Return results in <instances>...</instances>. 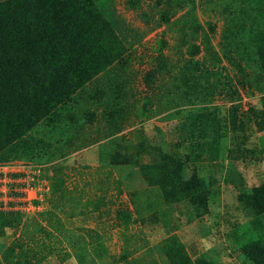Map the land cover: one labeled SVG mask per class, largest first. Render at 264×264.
<instances>
[{"label":"trees","instance_id":"1","mask_svg":"<svg viewBox=\"0 0 264 264\" xmlns=\"http://www.w3.org/2000/svg\"><path fill=\"white\" fill-rule=\"evenodd\" d=\"M195 1H154L159 25L176 37L172 46L158 40L154 66L144 73V88L138 90L132 52L98 0H0V165L24 162L34 167L105 141L100 161L109 169H127L143 184L129 194L131 209L115 211L125 227L170 220L169 209L182 203L208 212L220 196L221 163L226 160L222 150L229 139L233 163L249 154L257 161L263 155L260 147L249 146L248 131L253 127L264 134V0H207L222 18L219 51L211 48L205 32L198 36L203 29L194 15ZM140 3L127 0L132 9ZM207 32L214 35L216 25L208 22ZM240 89L259 93L257 106L244 110ZM218 97L229 104L223 121L216 115ZM98 115L103 123L85 132ZM160 115L176 119L170 146L146 136L145 121ZM43 127L58 130L62 140L55 139L57 147L49 151L51 138L32 136ZM129 127L134 129L123 134ZM65 183L61 168H55L51 188L64 193ZM196 190L202 191L187 198ZM236 202L251 215L255 232L253 237L228 221L240 255L247 264H264V181L238 191ZM103 203H94V209ZM15 216L12 211L0 214V236ZM41 218L48 228L39 229V238L13 239L0 264H42L60 252L52 232H62L64 224L51 211ZM160 249L163 264H215L204 255L192 258L176 235L163 239ZM91 251L100 264H113L98 235Z\"/></svg>","mask_w":264,"mask_h":264},{"label":"rangeland","instance_id":"2","mask_svg":"<svg viewBox=\"0 0 264 264\" xmlns=\"http://www.w3.org/2000/svg\"><path fill=\"white\" fill-rule=\"evenodd\" d=\"M154 1L141 0L139 8L132 9L127 5V0H98L99 7L104 10L132 52V66L137 75L134 85L138 90L144 88V73L154 66L153 58L158 53V40L164 38L172 46L176 37L168 26L159 25V14L153 7ZM182 14L183 12L179 15ZM194 15L203 29L199 32V38L205 32L210 39L211 48L219 51L222 18L214 10L213 4L207 0H196ZM208 22L216 25L214 35H208ZM200 42L201 40L198 41ZM164 53L173 55L170 49H164ZM224 67L233 74L234 71L226 63ZM240 96V104L246 110L249 106H257L260 95L254 90L240 89ZM215 105L216 115L223 121L229 104L218 97ZM174 120L176 119L166 115L146 120V136L158 137L170 146ZM138 122H131L134 128L138 127ZM99 123H103L100 115L93 127L84 128L85 132H93ZM134 128L129 127L123 134ZM57 131L43 127L33 130L32 136L34 139L51 138L53 145L47 149L49 151L56 146L55 139L62 141ZM248 133L251 141L249 146L260 147L263 155L257 161L249 154L243 162L233 163L228 154V150L233 148L229 139L222 150V153L225 152L222 159L226 160L221 163L220 196L213 200L209 211L204 213L182 203L169 209L170 220L162 219L157 225H151L146 220L125 227L116 218V209H131L129 194L132 193V188H141L143 184L130 177L127 169H109L105 162L100 161L99 154L105 141L93 143L62 158L34 167L30 166L31 163L24 162L0 165V214L17 212V216L12 218V227L7 228L4 235L0 236V262L3 260L5 247L13 239L39 238V229L48 228L41 214L51 211L60 218L64 230L52 232L54 248L60 252L50 256L42 264H100L91 251V243L97 235L104 244L105 258L113 264H150L154 261L163 264L160 243L169 235H176L192 258L204 255L215 264H247L234 240V227L228 221L238 223L244 231L253 233L255 237V232L250 228L251 215L239 209L236 202L238 191L258 186L264 181V134L258 133L253 127ZM168 150L170 151L169 148ZM232 156L237 157V154ZM55 168H61L66 178L64 193L51 188L50 181ZM112 180H119L121 183L117 185ZM25 189L31 191L26 192ZM118 189L121 194H118ZM201 191L196 190L186 196L188 198ZM101 202L105 204L95 210L94 207L98 204L94 203ZM3 204L6 210H3ZM121 256H125V259L121 260Z\"/></svg>","mask_w":264,"mask_h":264},{"label":"built area","instance_id":"3","mask_svg":"<svg viewBox=\"0 0 264 264\" xmlns=\"http://www.w3.org/2000/svg\"><path fill=\"white\" fill-rule=\"evenodd\" d=\"M31 187V186H30ZM25 191L27 192V191H31V190H29V189H25ZM3 210H6V207H4V204H3Z\"/></svg>","mask_w":264,"mask_h":264}]
</instances>
